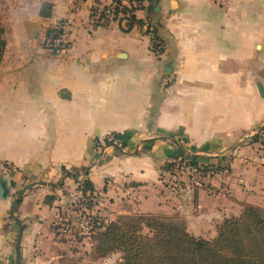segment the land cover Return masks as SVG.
I'll return each instance as SVG.
<instances>
[{
	"label": "crops",
	"instance_id": "0c3cea01",
	"mask_svg": "<svg viewBox=\"0 0 264 264\" xmlns=\"http://www.w3.org/2000/svg\"><path fill=\"white\" fill-rule=\"evenodd\" d=\"M43 2L52 4L49 18L39 16ZM112 3L0 0V175L8 181L0 264H14L9 210L28 185L14 212L20 264H54L64 250L67 261L88 264L85 236L60 242L50 227L84 179L91 210L106 220L174 217L207 240L244 206L264 208V0H157L150 9L141 0L134 15L143 25L128 31L125 15L99 17ZM61 21L68 46L58 51L46 31ZM112 134L120 137L107 144ZM190 157L212 169L202 180L214 194L184 177L181 186L165 183L164 165Z\"/></svg>",
	"mask_w": 264,
	"mask_h": 264
},
{
	"label": "trees",
	"instance_id": "16d2710c",
	"mask_svg": "<svg viewBox=\"0 0 264 264\" xmlns=\"http://www.w3.org/2000/svg\"><path fill=\"white\" fill-rule=\"evenodd\" d=\"M135 1L137 6L134 7H114V14H128L124 18L125 31L135 25H143V21L134 15V11L142 7L141 0ZM113 2L119 5L118 0ZM107 9L106 6L101 8L100 18L105 17ZM51 10L52 4L43 2L39 8V16L49 18ZM108 19L101 25L107 23ZM59 33V30L49 28L46 38H55ZM3 34L4 29L0 24V63L5 49ZM152 50L156 54L163 50L162 41L155 35L152 38ZM115 137L119 139L120 135L116 134ZM181 157L184 158L183 154ZM189 159L190 165H196L193 157ZM171 165L165 164L164 168L169 170ZM61 170L66 171L64 167H61ZM80 170L85 172L86 168ZM78 176L79 170L74 169L71 177L77 179ZM80 184L82 194L91 195L93 198L94 189L91 182L84 179ZM53 199L52 196L45 198L47 203H51ZM89 208L92 207H87ZM142 228H146L149 234H143ZM89 233L97 258L120 252L122 264H264V210L252 205L244 206L237 216L224 218L216 227L215 237L210 240L189 234L183 222L174 217L156 215L118 216L114 220H99L97 226Z\"/></svg>",
	"mask_w": 264,
	"mask_h": 264
},
{
	"label": "rangeland",
	"instance_id": "374dc122",
	"mask_svg": "<svg viewBox=\"0 0 264 264\" xmlns=\"http://www.w3.org/2000/svg\"><path fill=\"white\" fill-rule=\"evenodd\" d=\"M191 166L192 165H189V163L186 161L172 163L171 168L169 169L172 176L167 177L168 181H165V183L171 187L176 185L181 186L184 181H182L180 178L184 177L185 182L189 183L190 185L192 184L194 188L201 187L202 189L208 191L211 184L207 181L204 183L202 178L204 176H212L208 174L210 169H206L205 165L203 164L194 165V167H196L195 170H192V168H190ZM195 183H198L199 185H196ZM78 187L79 189L81 188V186L78 185L75 191H73V195H71L69 199L66 200V204L62 206L61 209H58L60 216H58L56 219L57 224L65 228L66 232L62 233L63 235L61 236H56V239L60 242H67V240L70 238L79 239L80 236H85L86 238L83 244L84 249H82V252L84 253L83 256L87 257L88 264H96L92 263V261L96 260L97 257L93 251L94 242L91 238H89V232L97 226L99 220L101 221L105 218L97 215V213L94 212V209H87V207L93 206L94 200L91 195H82L81 192H79L80 190H78ZM262 209L264 210V208ZM55 212H57V210ZM80 230L83 232L81 233ZM142 233L148 235L149 231L146 228H142ZM57 252L59 257H57V260L54 264H76V262H69L66 260V250L63 252ZM61 254H63L65 258ZM100 264H122V254L120 252H113L102 259Z\"/></svg>",
	"mask_w": 264,
	"mask_h": 264
},
{
	"label": "built area",
	"instance_id": "2783aa9c",
	"mask_svg": "<svg viewBox=\"0 0 264 264\" xmlns=\"http://www.w3.org/2000/svg\"><path fill=\"white\" fill-rule=\"evenodd\" d=\"M119 1V5H116L114 2L111 4V6H108V9L106 10V15L105 17H110V18H113L115 16H122L124 14H122L121 12H118L116 14H114V7L117 6L119 9H121V7L123 6H126L128 8H130V6L134 7V6H137V2L135 0H118ZM101 10V9H100ZM128 14L126 13L125 16H127ZM148 24L146 23L145 24V27H147ZM56 30H59V35L55 38H50V39H47V44L49 47H53L55 48L56 50L58 51H63L67 46H68V42L65 41L63 39V37L67 34L68 32V24L67 22L65 21H61L55 28ZM108 140H106V143H116L118 141V139L115 137L114 134L108 136L107 138ZM177 160L175 162H179V161H185L184 159H181V158H176ZM187 162V161H186ZM197 165H200V164H197ZM193 168V170L196 169V167L194 166H191ZM5 169L7 170H10V166H8L7 164L5 165ZM209 173H213L212 169L210 170ZM196 185H199L198 183H195ZM81 186V188L78 189L80 190L81 194H82V184H80V181H79V184ZM209 193L211 194H214L215 193V189H213V187H209ZM83 195V194H82ZM60 212H56L55 216L53 217V220L51 221L50 223V227H51V231L54 233L55 236H61L63 235L62 233L66 232V229L59 226V224H57V217L60 216L59 215ZM61 224V223H60ZM82 226V225H81ZM83 227V226H82ZM80 232L82 233L83 231L80 230Z\"/></svg>",
	"mask_w": 264,
	"mask_h": 264
},
{
	"label": "water",
	"instance_id": "95a60500",
	"mask_svg": "<svg viewBox=\"0 0 264 264\" xmlns=\"http://www.w3.org/2000/svg\"><path fill=\"white\" fill-rule=\"evenodd\" d=\"M157 3V0H148V6L150 8H155ZM32 185H28L24 187L22 190H20L17 193V196L14 198V200L11 203L10 210H9V216L13 220V222L17 225V232H16V237L14 241V248H15V261L14 264H20V258H21V253H20V240L23 232V225L21 221L15 216V208L18 204V202L21 199L22 193L31 188ZM8 193V181L5 177L0 175V198L5 199Z\"/></svg>",
	"mask_w": 264,
	"mask_h": 264
}]
</instances>
